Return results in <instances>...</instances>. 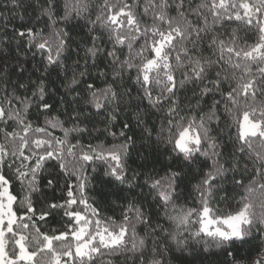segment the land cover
Here are the masks:
<instances>
[{
	"label": "snow or ice",
	"instance_id": "1",
	"mask_svg": "<svg viewBox=\"0 0 264 264\" xmlns=\"http://www.w3.org/2000/svg\"><path fill=\"white\" fill-rule=\"evenodd\" d=\"M0 264H264V0H0Z\"/></svg>",
	"mask_w": 264,
	"mask_h": 264
},
{
	"label": "trees",
	"instance_id": "2",
	"mask_svg": "<svg viewBox=\"0 0 264 264\" xmlns=\"http://www.w3.org/2000/svg\"><path fill=\"white\" fill-rule=\"evenodd\" d=\"M232 27H237L236 24H233ZM240 35L243 36L244 35V31L241 30L240 31ZM254 39V37H253ZM101 129L104 127L102 124L98 125ZM116 131L119 130V126L117 125V127L114 129ZM57 134H60L57 131ZM101 140H105V143L107 144L109 141H112V137H107L105 139V137H100ZM85 142H91L93 144L97 143L98 141L96 139H94L93 137H88L85 136L84 138ZM118 143L119 141H113ZM129 164L132 168H136L138 164L143 163V161L137 159V154L136 152H132L131 158L129 159ZM96 168L95 172H91V167L89 168V172L91 173L92 176L94 177H102L104 181H106L105 183H100L99 180H94L92 187L90 189V193L95 197L96 199V203L100 206L102 215H112V209L108 206L109 203L113 204V206H115L116 204H122L123 201H119L117 200V197L114 195H110V193L112 192H116V189L113 187V185L111 183H107V181H109L111 178L104 176V171L106 169V164L104 162L101 161H97L94 163L93 165ZM198 177H194L191 180L192 184H195L197 182ZM125 185H120V188H125ZM138 191V190H137ZM119 195H124L126 193H118ZM51 195V194H50ZM57 195H59V193H57ZM37 207H39V205H37ZM119 208L116 209V217H119ZM59 221V217H57L55 220H51L50 224L44 229V230H48V228H57L59 229L61 227ZM248 246L246 245L245 248H247ZM243 249L241 250V252L243 253ZM254 255V253H253ZM223 258V257H221Z\"/></svg>",
	"mask_w": 264,
	"mask_h": 264
}]
</instances>
